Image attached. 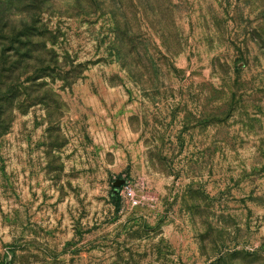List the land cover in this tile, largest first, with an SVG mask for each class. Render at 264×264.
<instances>
[{
	"label": "rangeland",
	"instance_id": "obj_1",
	"mask_svg": "<svg viewBox=\"0 0 264 264\" xmlns=\"http://www.w3.org/2000/svg\"><path fill=\"white\" fill-rule=\"evenodd\" d=\"M0 264H264V0H0Z\"/></svg>",
	"mask_w": 264,
	"mask_h": 264
},
{
	"label": "built area",
	"instance_id": "obj_2",
	"mask_svg": "<svg viewBox=\"0 0 264 264\" xmlns=\"http://www.w3.org/2000/svg\"><path fill=\"white\" fill-rule=\"evenodd\" d=\"M127 195L132 199V194H131V191L130 190H128L127 192ZM133 201V200H132ZM134 202V201H133Z\"/></svg>",
	"mask_w": 264,
	"mask_h": 264
}]
</instances>
